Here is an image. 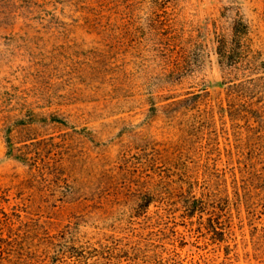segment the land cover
I'll return each instance as SVG.
<instances>
[{
	"label": "rangeland",
	"instance_id": "obj_1",
	"mask_svg": "<svg viewBox=\"0 0 264 264\" xmlns=\"http://www.w3.org/2000/svg\"><path fill=\"white\" fill-rule=\"evenodd\" d=\"M0 264H264V0H0Z\"/></svg>",
	"mask_w": 264,
	"mask_h": 264
}]
</instances>
